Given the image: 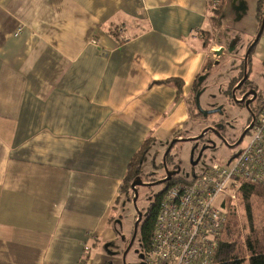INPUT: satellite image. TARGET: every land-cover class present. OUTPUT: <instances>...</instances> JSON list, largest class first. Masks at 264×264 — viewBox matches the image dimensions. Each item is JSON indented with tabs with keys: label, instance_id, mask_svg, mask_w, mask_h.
Here are the masks:
<instances>
[{
	"label": "crops",
	"instance_id": "obj_1",
	"mask_svg": "<svg viewBox=\"0 0 264 264\" xmlns=\"http://www.w3.org/2000/svg\"><path fill=\"white\" fill-rule=\"evenodd\" d=\"M259 2L0 0V264L112 263L132 160L206 124L191 100Z\"/></svg>",
	"mask_w": 264,
	"mask_h": 264
},
{
	"label": "built area",
	"instance_id": "obj_2",
	"mask_svg": "<svg viewBox=\"0 0 264 264\" xmlns=\"http://www.w3.org/2000/svg\"><path fill=\"white\" fill-rule=\"evenodd\" d=\"M257 111L254 128L240 151L233 153L236 158L221 167L202 166L198 176L165 191L145 264L216 263L228 222L223 203L236 205L246 184L264 187V105ZM221 195L223 203L216 206Z\"/></svg>",
	"mask_w": 264,
	"mask_h": 264
},
{
	"label": "rangeland",
	"instance_id": "obj_3",
	"mask_svg": "<svg viewBox=\"0 0 264 264\" xmlns=\"http://www.w3.org/2000/svg\"><path fill=\"white\" fill-rule=\"evenodd\" d=\"M224 10L225 8L220 9L215 16L218 18L220 15H222V18L224 16ZM219 21L216 20V25ZM238 32H232L231 36L232 38H235L232 42V46L229 44V40L223 39V36L221 35V43L224 44L226 48L231 49V54L228 55L224 61H222L220 64L217 65V68H212V66L209 68L210 73L208 74V80L205 84V89L207 87V92H205L202 97L200 98L201 102V108L204 111L207 110H216L219 107H222V110L224 114H213L208 116L207 119H203L202 117L199 118L197 121L204 124L205 123H211V122H217L220 120H223L226 122V124L233 125L236 127H241L243 120L247 119L248 112L246 109L240 108V106L231 99V96L229 94L230 87L233 83H230L231 81L235 80L237 78V73L240 72V63L237 59V57H240L241 55H245L246 48L248 45L252 42V39L254 37H244L243 36V30L239 27L237 29ZM216 40H219L216 38ZM215 40V41H216ZM261 44L264 43V36L261 38ZM218 42V41H217ZM236 68V69H235ZM252 66H249V71L251 70ZM253 72V71H252ZM250 72V81L259 82L258 77H260L259 73H257L256 77ZM264 72V71H263ZM258 79V80H257ZM229 84V85H228ZM264 87V85H263ZM195 98L191 100L192 105H195L197 109V104L195 102ZM258 105H264V92L262 101ZM203 126V125H202ZM201 129V128H200ZM249 136V135H248ZM247 136V137H248ZM247 137L244 139V142L246 141ZM244 142L239 146L240 149L243 147L242 145ZM165 146L163 145L161 147L154 146L151 151V154H149L146 158V160L143 161V164L141 165V175L143 177V181L147 184H152V182L161 181L164 177L165 173L162 166V159L163 155L165 153ZM176 147L174 148V152L171 155L170 160L176 161L177 164L180 166L181 173L177 175V178L182 180L183 182H187L193 179L194 176H198L200 174V171L202 169V166H210L212 164H216L221 166H224L228 163L230 158L233 156V153H229V150L222 149L218 152H209V154H206L203 159H201V162L198 164V166L192 165L191 158V152L189 151V146L186 144H176ZM239 149V148H238ZM147 155V154H146ZM168 188L167 184L164 185H156L153 187H141L139 192V200L137 202V208L143 215L146 216L147 213L150 210V207L153 205L154 200L156 199V196L164 193V191ZM263 188V187H261ZM124 199V201H123ZM133 192H131L129 197L125 196V193L121 195L120 200H118L117 208H116V216L118 218V221L120 222L118 226L119 233L120 231L123 233L122 236H125L127 240H129L132 237V229L135 224V220L137 217L136 209H134L133 204ZM224 200V195H221L216 200V206L222 205ZM123 201V202H122ZM122 203V204H121ZM253 204V210H255V219H256V225H264V204L259 198H254L252 201ZM236 215L234 221L235 228H238L241 232V238L244 240L248 233V221L245 216L244 212V206L239 204L238 201L236 203ZM121 218V219H120ZM140 236V235H139ZM116 243L120 245V249H117L115 245H110L109 252L112 254L113 259L115 258L116 264H121V252L124 249V245L122 240H117ZM140 237L137 238L135 241V246L132 248V251L128 254V263H132L134 260L139 258V254H141V247H140ZM95 246H92L94 249ZM100 249H103L100 248ZM118 251V252H116ZM106 252V250H105Z\"/></svg>",
	"mask_w": 264,
	"mask_h": 264
},
{
	"label": "trees",
	"instance_id": "obj_4",
	"mask_svg": "<svg viewBox=\"0 0 264 264\" xmlns=\"http://www.w3.org/2000/svg\"><path fill=\"white\" fill-rule=\"evenodd\" d=\"M259 6V18L262 22V17L264 15V0L259 2ZM223 7L224 5H220L219 7L216 6L214 8V20H218L219 22L222 20V15L218 18H216L215 15L220 12L219 10ZM147 149L148 146L145 145L139 155L131 162L129 176L123 184V193H125L126 197H129L132 192L131 183L141 175L140 169L143 161L146 160V154L148 152ZM178 181L182 180L176 177L173 181L167 183L168 188ZM164 193L156 196L153 205L150 207L149 212L145 216V221L143 222L140 230V244L143 252L145 253H148L151 249L156 218L160 210L159 207L164 198ZM238 193V203L244 206L249 233L247 237L242 240L243 238H241V232L238 228H235L233 221L235 219L237 206L228 201L223 203V208L228 217V222L221 238V243L217 251L218 254L215 258V264H264V225L261 226L260 224H255L256 219L254 215L256 209L253 210L252 204L254 198H259L264 204V187L261 188L260 186L246 184Z\"/></svg>",
	"mask_w": 264,
	"mask_h": 264
},
{
	"label": "flooded vegetation",
	"instance_id": "obj_5",
	"mask_svg": "<svg viewBox=\"0 0 264 264\" xmlns=\"http://www.w3.org/2000/svg\"><path fill=\"white\" fill-rule=\"evenodd\" d=\"M254 41L252 40V42L248 45V47L246 48V54L243 55V58L241 59L242 61V65H243V68L241 69V72H240V75H239V78L237 79V81H235L231 87H230V90H229V94L231 96V99H232V96H233V92L235 90V88L241 84V82L244 80V70H245V65H244V58L245 56L247 55V51L249 50V48L251 47V44L253 43ZM257 47V46H256ZM256 47L251 51V55L249 57V60H248V65L250 66V63L252 62V56L254 55L253 52H255L256 50ZM251 58V59H250ZM249 70V68H248ZM264 64H262L261 66V72L259 73L260 77H258L259 79V82H254V81H250V72H252V69L250 71H248V79L245 80V82L241 85V88L239 90L236 91L235 95L237 97V100H242V98L249 94L244 100V102H242V104H238L240 106V108H243V109H246V111L248 112V116H247V119L243 120L242 125L241 127H236V126H233L232 124L231 125H227L225 121L223 120H220L217 121V122H211V123H206L204 124V126H201L197 133L195 134H185L183 136H180L181 139L185 140H193V139H197L205 130H207L208 128H214V132H212L211 130H208V132L204 135L203 138L201 139H197L196 141H193V142H186L187 145L189 146V151H192L195 147H197L196 151H195V156H194V160L196 161L200 152L202 151V149H206L203 154H202V157L201 159L204 158V156H206V154H209V152H218L219 150L221 151L222 149H226V150H229V153H237L240 151V145L244 142V139L246 138V136H248V134L251 132V130H248V133L246 134V136L244 137V139L242 140V142H240L238 145L237 143L240 141V139L242 138L243 136V133L244 131H246L247 129L250 128V126L252 125V121H253V118L255 117V120L257 118V109L261 106V105H256V104H259L261 101H262V97H263V92H264ZM257 79V80H258ZM233 100V99H232ZM249 103V106L247 107V103ZM223 111V110H222ZM221 114H224V113H221ZM199 115V118H203V115H201L200 113L198 114ZM210 116V115H209ZM207 119V118H206ZM254 128V127H253ZM186 143H179V144H186ZM213 144L215 145V148L212 149V146ZM169 146V145H168ZM167 146V148H168ZM176 146L174 145V148ZM166 148V149H167ZM174 148H173V151L170 153V155L167 157L166 161H167V164H168V167L171 169L173 168L177 162L176 161H172L170 160L171 158V155L172 153L174 152ZM239 148V149H238ZM165 149V150H166ZM166 173L164 175V177L162 178V180H164V178H166ZM177 176H175L173 179H175ZM167 184V183H166ZM137 219H138V216L136 217V220H135V223L137 222ZM145 216H143V219H142V223L139 225L138 227V235L135 239V241L137 240L138 237H140V230H141V227L143 225V222L145 221ZM135 226V224H134ZM134 226H133V229H132V237H133V231H134ZM119 228H118V232H119ZM121 233V236L123 235V233L120 231ZM118 236H119V233H118ZM132 237L127 240L125 238L123 242V245H124V249H122L123 251L121 252V264H129L127 259H128V254L132 251V248L135 246V241L133 242V245H132V248L131 250L129 251V253L126 255L127 258H126V261L124 263V256H123V253L125 252L126 249L129 248V246L131 245V240H132ZM121 238H119L120 240ZM114 245L117 247V249H120V245H118L117 243H114ZM141 249H142V246L140 245ZM118 252V251H116ZM141 254L142 255H145V252H143V250L141 251ZM140 255V254H139ZM138 255V256H139ZM146 256V255H145ZM140 257V256H139ZM145 259V257H144ZM115 258L111 260V264H116L115 262ZM144 260H141L140 258L134 260L132 263L130 264H144Z\"/></svg>",
	"mask_w": 264,
	"mask_h": 264
},
{
	"label": "water",
	"instance_id": "obj_6",
	"mask_svg": "<svg viewBox=\"0 0 264 264\" xmlns=\"http://www.w3.org/2000/svg\"><path fill=\"white\" fill-rule=\"evenodd\" d=\"M262 22H261V25H260V31L259 33L257 34V36L255 37V39L253 40L254 42L251 44V47L249 48V50L247 51V55L245 56L244 58V65H245V70H244V80L241 82V84H239L234 92H233V96H232V99L237 103V104H242V102H244L245 98L249 95H245L242 100H237V97L235 95L236 91L239 90L241 88V85L245 82V80L248 79V68H249V65H248V60H249V57L250 55L252 54L251 51L261 42V38L263 36V33H264V15L262 17ZM223 51H219L217 54L219 55H223L222 54ZM204 81V78L203 79H200V83H203ZM206 92V90H203V91H199L196 95V98H195V102L197 104V110H198V113H200L201 115H203V117L206 119L208 118L209 115H213V114H219V113H224L222 111V107H219L218 109L216 110H207V111H204L202 110L201 108V102H200V98L202 97V95ZM249 103H247V107L249 106ZM255 126V117L253 118V121H252V125L250 126L249 129H247L246 131H244L243 133V136L242 138L240 139V141L237 143V145L242 142V140L244 139V137L246 136V134L248 133V130H251L253 129V127ZM208 130H211L212 132H214V128H208L207 130H205L197 139H201L204 137V135L208 132ZM181 136V135H180ZM178 136V137H175L174 140L169 144L168 148L166 149L164 155H163V159H162V166H163V170H164V173H166V178H164V180H161V181H157V182H152V184H147L143 181V177L142 175H140L139 177H137L132 183H131V191L133 192V204H134V209H136V212H137V216H138V219H137V222L135 223V226H134V231H133V237H132V240H131V245L129 246L128 249L125 250V252L123 253V256H124V263L126 261V258H127V254L129 253V251L131 250L132 248V245H133V242L135 241L137 235H138V227L139 225L142 223V219H143V212L141 213L139 211V209L137 208V202L139 200V192L138 190L141 188V187H153V186H156V185H164L166 183H170L171 181H173L174 177L177 176L178 174H180L181 172V169H180V166L178 164H176L173 168H169L168 167V164H167V157L170 155V153L173 151V148H174V145L176 144H179V143H186V142H193V141H196L197 139H193V140H183L181 139V137ZM215 148V145L213 144L212 146V149ZM197 147H195L192 152H191V160H192V165L193 166H198V164L201 162V157H202V154L203 152L206 150V149H202V151L200 152L197 160L195 161L194 160V156H195V151H196ZM237 157V154L233 156L232 159L236 158ZM119 233V232H118ZM119 238H121L122 241L125 240V236H121V233H119ZM140 259L141 260H144V257L145 255H142L140 254L139 255ZM145 264V263H144Z\"/></svg>",
	"mask_w": 264,
	"mask_h": 264
}]
</instances>
